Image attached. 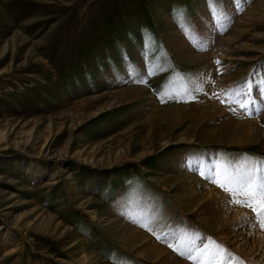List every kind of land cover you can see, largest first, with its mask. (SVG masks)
I'll return each mask as SVG.
<instances>
[{
    "label": "rangeland",
    "instance_id": "1",
    "mask_svg": "<svg viewBox=\"0 0 264 264\" xmlns=\"http://www.w3.org/2000/svg\"><path fill=\"white\" fill-rule=\"evenodd\" d=\"M257 2L215 0L223 15L214 18L209 0H0V127H6L0 134V264H72L61 252L75 248L72 239L56 244L41 231L48 214L106 264H157L112 242L103 233L108 222L97 225L93 209L97 218L115 216L110 234L128 223L187 264H193L189 254L212 264L207 253L216 245L225 249L223 264L243 261L201 225L200 215L180 212L174 192L156 179L177 172L173 164L184 157L182 172L218 189L211 182L215 165L236 172L264 161L254 145L205 143L217 135L218 114L170 107L197 104L209 87L211 100L231 117L246 118L240 103L255 85L264 87V16L248 13ZM224 38L234 41L237 60L212 58L196 68L181 59L188 51L209 54ZM183 43L190 50L181 53ZM131 89L143 93L127 99L134 96L121 92ZM260 104L251 119L264 118ZM150 111L152 126L162 132L148 144ZM160 140L166 145L157 150ZM140 142L157 152L135 160ZM81 197L96 204L79 207ZM242 208L257 226L254 213ZM181 234L192 239L183 255L168 246Z\"/></svg>",
    "mask_w": 264,
    "mask_h": 264
},
{
    "label": "bare ground",
    "instance_id": "2",
    "mask_svg": "<svg viewBox=\"0 0 264 264\" xmlns=\"http://www.w3.org/2000/svg\"><path fill=\"white\" fill-rule=\"evenodd\" d=\"M255 6L254 8L253 7L249 8L248 10L249 15L250 16H256V15L264 16V0H258ZM236 24L238 25L240 23H236ZM232 42L234 41L230 40V38L221 39L219 44L216 46V48L209 54L207 53L194 54L193 52L188 51L189 53L187 52L188 54H185L184 56H181L182 54L181 55L179 54V55L181 56V59H183L184 61L187 60L188 63H191L190 65L192 66L195 65L196 67V64H198V66H201V68L203 67L204 64L205 65L207 63L210 64L212 58L219 59L221 57H226L227 59L235 58L237 60V58L234 57L233 55L237 50L234 49L233 47L234 44ZM186 45L187 44H184V43L179 44L178 46L179 51L181 52L182 51L181 49H184V51L189 49V47ZM237 57L243 58L240 56H237ZM227 78L228 76L223 75L220 77V80L225 81L227 80ZM258 84L259 85H255L257 87V90H254L255 88L252 87L254 88L252 89L253 90L252 97L248 94L244 100V103H248L249 107L247 109L241 108L242 111L244 110L247 111L246 113H247L248 118L246 116V118L239 120V119H235L231 117L232 113L228 114L227 113L228 110L220 107L218 104H216L214 101L211 100V97L208 95L209 87H207L206 89L207 93L206 94L204 93V95L206 96L201 97L200 101L197 104H193L189 106H174V107L170 106V107L174 109L176 108L184 109V112L187 114L199 113L202 116L204 115L209 116L215 113L218 114L219 117L218 116L217 117H218V122H220V125L215 128L217 135H214L213 137H208V139L205 140V143L215 142V143H223L226 145L235 144V145L247 146V147L254 145L257 148L260 147V149H262V151L264 152V118L261 117L256 120L250 118L251 115L254 114L253 113L255 111L254 107L256 106L261 107L260 103L261 102L263 103L264 101V96H263L264 93L262 92L264 90V87L260 86L262 85V83L261 84L258 83ZM248 88L250 90V87ZM216 89H223V88L216 87ZM217 91H220V90H217ZM121 93L127 94L130 97L134 96L132 98H127V99L137 100L136 95H141L143 91L142 89H131V90L123 91ZM253 96L255 97L256 101L253 100L254 98ZM101 109L103 108L100 107V110ZM230 109H233V108H230ZM153 114H154L153 111H150L145 116V120L148 124V131H147V135L149 137L148 144L149 143L151 144L154 138L153 136L158 135V137H160L159 135L161 134L159 133L161 129H158L159 125L152 126L153 123L155 122L153 121L154 118H152V117H155L153 116ZM5 128L0 127V134H2L5 131L4 130ZM161 128L163 129V127ZM167 129L168 128L166 127L165 130ZM47 139L48 137L45 139L44 145ZM162 142H160L161 146H158L157 150L163 149V147L166 145L165 144L166 142H164V140ZM140 143L141 145H143L141 147L140 153H138L136 156H132L135 160L140 161L146 157L148 158L149 155L151 154L153 155V153L157 152V150L152 148V145L149 146L146 143H143V144L142 142ZM183 158L184 157L176 160L175 163L173 164V167L176 166L177 172L169 174V175H164L156 179L163 189H165L166 191L170 190L174 192V197H176V200H177L176 201L177 203L176 202L175 203L180 209V212L185 210L187 215L189 213H194V212L200 215V218L199 217L198 218H199L201 225L206 230H209L211 234L212 233L219 234L220 237L231 248V250L242 255L241 258L243 262H245V264H251V262H253L254 264H264V230H261L259 224L257 226L256 225L254 226V223L251 220V215H250L251 213L249 214L242 207L233 204L231 202L232 200L229 199V197L231 196L228 193H226L225 191L221 192L222 189L218 187L217 188L220 190L212 186H208L207 184L198 180L196 175L194 176L187 172H182L183 168L186 169V166L185 167L182 166V163H184ZM180 160H183L181 164H180L181 162ZM233 168L236 169L235 167ZM214 171L212 175L214 174ZM78 202H79L78 203L79 207H82L84 209H89L88 207L94 206L96 204L92 198H86V197H81V199ZM178 202L180 203L178 204ZM212 207L216 208L218 211L215 210L213 212L212 211L210 212V210L208 209ZM95 213H96L95 209L89 211V214L91 215L92 219L93 217H95L94 219L97 225H99L101 221L108 222L107 224L104 225L103 233L106 236H108V238L111 239L112 242H116V244L122 247V249H125L126 251L128 250L129 252L133 251L135 255H139L147 259L148 261H151L157 264H187L186 262L177 259L165 247L160 246L159 244L155 243L154 240H152L149 236H147V234H145L144 232H142L141 230L137 228L130 226L128 223L122 222L121 224H119L120 234H116V232H114V234L113 233L110 234L109 230L112 229V225L116 224L115 222L117 221L115 216L110 217V215L108 214L109 217L106 216L107 220H105L101 216L97 218L98 215L96 216ZM42 220L43 221H42L41 231L45 235L49 236L50 238H54L56 244H60L57 242H61L64 239L66 240L68 238H71L72 242L70 244V248H73L76 245L75 248L70 250L69 252H66V250L61 251L66 254V257L69 263L80 264L81 262L88 263L89 261L92 264H106L104 261H100L96 257L95 253H93L90 250H87L85 247V244H79V246H77L81 240L76 239V235L73 234V232L70 231L69 228L64 227L54 217L48 214ZM7 237L4 236L2 238V241L7 240ZM73 250H77V252L76 251L73 252Z\"/></svg>",
    "mask_w": 264,
    "mask_h": 264
},
{
    "label": "snow or ice",
    "instance_id": "3",
    "mask_svg": "<svg viewBox=\"0 0 264 264\" xmlns=\"http://www.w3.org/2000/svg\"><path fill=\"white\" fill-rule=\"evenodd\" d=\"M215 0H209L210 12L214 18L223 15L222 11L215 6ZM179 19L183 22V14L178 13ZM185 31L189 34L193 40L197 37L193 31L190 30V26L185 25ZM219 63V61H217ZM143 82V81H141ZM229 96V94H225ZM222 103L225 101L222 100ZM250 103V102H249ZM240 107L247 109L248 103H240ZM215 171L211 177V182L215 183L217 187L228 193L232 197V203L240 207L249 208L256 219V222L260 225L261 230H264V161H255L250 167H245L242 171L232 172L222 164L214 166ZM205 175L203 171L200 173ZM207 178V177H206ZM141 227H145L146 230L151 231L158 240L162 237L157 235L155 231L148 227L146 224H141ZM173 251L183 255V250L191 248L192 239L187 234H181L178 238V242L175 244L169 243L168 245ZM207 253V249L204 252H200V256H204ZM225 249L222 246L216 245V252L207 253L212 264H223ZM187 259L193 261V264H209V260L198 259L196 256L189 254ZM239 264H244L243 261H239Z\"/></svg>",
    "mask_w": 264,
    "mask_h": 264
}]
</instances>
